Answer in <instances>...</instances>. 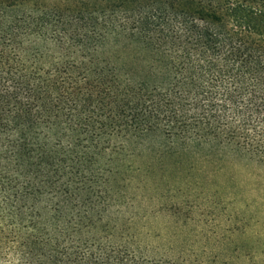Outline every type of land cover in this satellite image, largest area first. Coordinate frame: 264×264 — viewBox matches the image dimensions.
Segmentation results:
<instances>
[{
  "label": "trees",
  "instance_id": "trees-1",
  "mask_svg": "<svg viewBox=\"0 0 264 264\" xmlns=\"http://www.w3.org/2000/svg\"><path fill=\"white\" fill-rule=\"evenodd\" d=\"M147 136L264 160V0H0V264H239L204 230L110 224Z\"/></svg>",
  "mask_w": 264,
  "mask_h": 264
},
{
  "label": "rangeland",
  "instance_id": "rangeland-1",
  "mask_svg": "<svg viewBox=\"0 0 264 264\" xmlns=\"http://www.w3.org/2000/svg\"><path fill=\"white\" fill-rule=\"evenodd\" d=\"M168 147L156 136L127 143L112 180L109 223L122 222L133 208L143 232L168 239L178 230L170 240L180 243L204 230L239 264H264V160L230 149ZM130 198H137L131 207ZM171 202L183 203L178 216L163 209Z\"/></svg>",
  "mask_w": 264,
  "mask_h": 264
}]
</instances>
